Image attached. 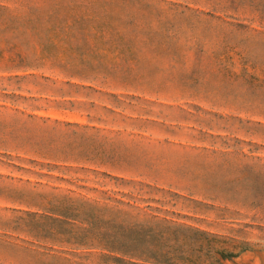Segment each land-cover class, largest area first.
I'll use <instances>...</instances> for the list:
<instances>
[{
  "label": "rangeland",
  "instance_id": "obj_1",
  "mask_svg": "<svg viewBox=\"0 0 264 264\" xmlns=\"http://www.w3.org/2000/svg\"><path fill=\"white\" fill-rule=\"evenodd\" d=\"M0 264H264V0H0Z\"/></svg>",
  "mask_w": 264,
  "mask_h": 264
}]
</instances>
